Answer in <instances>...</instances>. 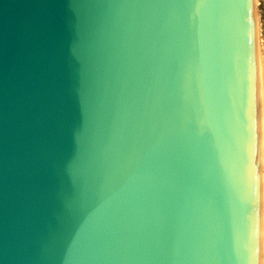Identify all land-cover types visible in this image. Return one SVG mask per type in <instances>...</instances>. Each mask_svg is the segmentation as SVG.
I'll return each instance as SVG.
<instances>
[{"label":"water","instance_id":"95a60500","mask_svg":"<svg viewBox=\"0 0 264 264\" xmlns=\"http://www.w3.org/2000/svg\"><path fill=\"white\" fill-rule=\"evenodd\" d=\"M253 0H0V264H255Z\"/></svg>","mask_w":264,"mask_h":264},{"label":"bare ground","instance_id":"6f19581e","mask_svg":"<svg viewBox=\"0 0 264 264\" xmlns=\"http://www.w3.org/2000/svg\"><path fill=\"white\" fill-rule=\"evenodd\" d=\"M259 60L260 59H258L257 61L255 60V82H256V97H257V110H258V138L260 141L259 156H258V161L260 163L259 165L260 201H264V70L261 68V64L259 63ZM258 242H259L258 254L260 256H264V208L261 207V205H260V216H259Z\"/></svg>","mask_w":264,"mask_h":264},{"label":"rangeland","instance_id":"374dc122","mask_svg":"<svg viewBox=\"0 0 264 264\" xmlns=\"http://www.w3.org/2000/svg\"><path fill=\"white\" fill-rule=\"evenodd\" d=\"M254 32H255V58L260 59L259 63L264 70V0H253ZM258 52V54H257ZM258 59H255L256 61ZM263 66V67H262ZM264 208V201H260ZM262 209V208H261Z\"/></svg>","mask_w":264,"mask_h":264},{"label":"clouds","instance_id":"9594fccd","mask_svg":"<svg viewBox=\"0 0 264 264\" xmlns=\"http://www.w3.org/2000/svg\"><path fill=\"white\" fill-rule=\"evenodd\" d=\"M255 264H264V256L258 254Z\"/></svg>","mask_w":264,"mask_h":264}]
</instances>
